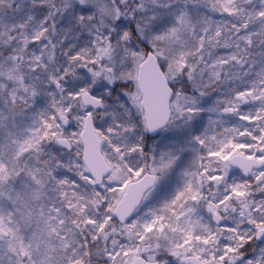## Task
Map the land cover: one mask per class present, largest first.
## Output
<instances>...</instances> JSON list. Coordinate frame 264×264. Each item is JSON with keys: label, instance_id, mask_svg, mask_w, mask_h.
<instances>
[{"label": "snow or ice", "instance_id": "snow-or-ice-1", "mask_svg": "<svg viewBox=\"0 0 264 264\" xmlns=\"http://www.w3.org/2000/svg\"><path fill=\"white\" fill-rule=\"evenodd\" d=\"M0 264H264V0H0Z\"/></svg>", "mask_w": 264, "mask_h": 264}]
</instances>
